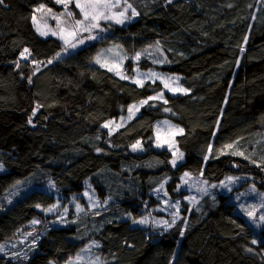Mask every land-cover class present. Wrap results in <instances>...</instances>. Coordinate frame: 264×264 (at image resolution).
I'll list each match as a JSON object with an SVG mask.
<instances>
[{
  "label": "trees",
  "instance_id": "obj_1",
  "mask_svg": "<svg viewBox=\"0 0 264 264\" xmlns=\"http://www.w3.org/2000/svg\"><path fill=\"white\" fill-rule=\"evenodd\" d=\"M128 1L138 6L136 21L95 33L76 52L34 28L41 5L61 12V3L0 5V199L22 183L52 182L63 202L81 199L90 186L107 203L50 228L43 210L57 202L52 192L36 188L1 205L0 246L33 220L42 221L44 234L31 256L0 254V264H67L91 245H99L104 264H264V228L256 230L231 195L215 189L233 177L264 192V0ZM116 46L129 76L134 64L158 69L179 78L187 93L174 95L161 82L141 87L96 63ZM25 48L28 59L21 58ZM137 54L143 58L134 62ZM160 93L167 104L148 99ZM142 100L148 103L128 124L105 129ZM162 120L184 129L175 138L184 156L176 168L171 151L156 148ZM137 142L144 151L132 149ZM185 173L218 183L214 193L169 230L134 226L160 206L162 183L170 197L184 195L177 189Z\"/></svg>",
  "mask_w": 264,
  "mask_h": 264
},
{
  "label": "rangeland",
  "instance_id": "obj_2",
  "mask_svg": "<svg viewBox=\"0 0 264 264\" xmlns=\"http://www.w3.org/2000/svg\"><path fill=\"white\" fill-rule=\"evenodd\" d=\"M127 4H131L132 8L136 10L138 15L132 16L131 15L132 9H129L128 12L126 13L128 19H126L123 24H117L114 21L101 20L100 27L104 30L100 31L99 29H95L93 30L92 35H94L97 32H107V30L115 24L121 26H127L132 22L136 21L140 16V13L137 9L138 6H136L131 1L128 0H127ZM126 6L127 5L125 3V0H120V7L114 8L112 11L118 13L122 11L123 8ZM47 9L49 8L44 7L42 10L36 12V14L34 15L36 17V22L35 23L33 22L34 28L36 30L37 28H39V31L37 30V32L40 35L41 32L47 33L46 35H42L44 37L58 38L59 40L65 43V40L61 38L60 29L63 28L65 29L66 32L70 31L74 25V20L83 18L82 15L80 14V10L75 6V0H71V2L68 4L67 9H65L64 7V9L61 12L52 10V12L49 13ZM67 12H72L73 17H69L67 15ZM54 15L60 17L59 25L57 24V20L53 18ZM54 32L57 34L53 35ZM88 35H89L88 33L79 34L76 40L70 41V43L67 45L65 44L66 49H68L70 52H76L79 49L83 48L90 41V39H87ZM95 36L96 39L100 37L98 35ZM80 39H83L84 43H79ZM71 43H76V47L73 48L71 46ZM110 49L112 51L102 50L98 56H100L102 63H106L107 65L105 66L106 69H108V66H112L113 71H115L116 74L120 73L119 76H124L125 78H131L132 82L134 79H140L143 80V84L149 81L161 82V79L148 75L150 73H156L158 74L159 77L166 79L172 88H176V87L183 88L179 82V78L166 75L161 71H159L158 69L155 70L150 69L148 71H143L139 69L137 64H134L133 75L129 76L127 74L121 49L118 47L110 48ZM117 53H119V55H117ZM25 55H27V53ZM136 57L137 55L132 57V60L134 62L140 61L143 58L142 54H139L138 59ZM102 63H97V64L102 66ZM162 84L164 85V83ZM165 90L174 95L184 94L183 92L173 93L172 91H169L167 88H165ZM144 105L145 104L141 105L140 103L135 104L136 107L133 108L131 114L128 112L126 116L121 117L117 121L107 123L109 126L105 127V129L109 130L111 133L117 131L122 126H125L126 124H128V122H130L132 119L138 116L139 112H141V109ZM164 121H168L171 125H174L169 120H162L158 125H156L157 129L159 128L160 130L159 141L157 139V132H156V148L157 150L168 149L171 151L172 154L175 152L176 155L175 156L173 155L174 158L172 159V161L175 159L176 164L173 165L172 162L171 164L172 167L176 168L184 161V156L182 158H179V154L182 152L179 150L176 141L171 148L169 144L166 142L167 139L166 129L168 128V125H165ZM117 125H119V127H117ZM176 136L174 137V140ZM158 143L160 144V146H157ZM135 151L138 152L144 151L141 143H139V146L135 149ZM0 165L2 164L0 163ZM2 166L3 167L2 169H0V172L6 171L4 165ZM187 174L188 175L183 176L182 183L178 186L177 189L178 193L180 194L184 193V195H179V198L177 199L170 197L166 189V182L162 183V185L158 187L157 191H155V195L161 201L160 206H158L155 209H149L148 214L144 216L142 219H139V220H145L146 223L143 224L134 223L133 225L134 226L139 225L142 228L149 230L153 229L154 232H160V231L163 232L165 230H169L171 226L175 225L180 219H183V217H185V214L190 215L191 213L196 212L195 209H197V206L199 205L201 200L208 195L209 196L212 195L214 193L213 187L218 185V183L217 184L210 183L204 180L202 176L194 175L192 173H187ZM244 181L247 180L242 178L235 179L233 177H230L229 179H226L224 182L216 186L215 189H218L219 191L231 195L232 200L236 201V213L242 215L256 230L261 231L264 228V221L260 220V217L264 215V192L259 190L254 184L249 185V187L247 188H244L243 184L246 183ZM36 188H41L42 190H45L47 192H52L53 194L56 195L55 187L52 182L48 183L46 187H38L37 185L34 184L22 183L21 185L16 187V189L10 191L3 198L0 199V206L12 205L16 200L20 199L22 196H24L25 194L29 193L30 191ZM80 197L82 198L80 199L77 196H74L70 200H68V202H63L62 200H60V197L56 195L57 202L53 206L43 210L45 216L51 218V220L47 223L49 224L48 228L55 226L57 227L66 226L70 222L71 216H73V219H76L81 216H86L90 212L102 210L107 204L106 202L99 200V198L97 197V195L91 189L90 186H87L86 190ZM177 202L179 206V211L176 218V223L172 224L173 214L177 213V208L174 207V205H176ZM77 206H79V208ZM49 209H51V211H49ZM80 209H82V211ZM2 210L3 209H0V211ZM249 212L253 213L251 217L248 215ZM164 221H167L168 225H165L163 223ZM41 224L42 221L40 220H38L36 224L31 223L29 229L23 232L20 238H18V240L0 246V254H4V253H6L7 255L12 254L16 256V258H20L21 260L22 259L25 260L26 258L31 256L35 249L34 247L37 243L38 238L39 237L41 238L44 234V231H41V229L39 228ZM97 249L99 250V245L98 246L91 245L87 249L80 251L77 257L69 261L67 264H104L103 262H105L106 259L102 254H99Z\"/></svg>",
  "mask_w": 264,
  "mask_h": 264
},
{
  "label": "snow or ice",
  "instance_id": "obj_3",
  "mask_svg": "<svg viewBox=\"0 0 264 264\" xmlns=\"http://www.w3.org/2000/svg\"><path fill=\"white\" fill-rule=\"evenodd\" d=\"M56 2L59 4V3H62L64 4V7L65 9H67L68 7V4L71 2V0H56ZM168 3H171L172 0H167ZM125 3H126V7L123 8L122 11L120 12H113L112 10L114 8H118L120 7V0H75V6L76 8H78L80 10V14L82 15V19H75L74 20V25L72 27V29L70 31H65V29L61 28L60 29V33H61V38L65 40V44H69L70 41H74L77 39L78 35L79 34H82V33H88L89 35L87 36V39H96V36L95 35H92V32L93 30L95 29H99L100 31H103L104 29H102L100 27V21L101 20H104V21H114L115 23L117 24H123L125 22L126 19H128L126 13L128 12L129 9H132V12H131V15L132 16H136L138 15V13L136 12L135 9L132 8V5L131 4H127V0H125ZM4 4V0H0V5ZM44 8L43 5L40 6V9H37L36 11H40ZM47 11L49 13L52 12L51 9H47ZM67 15L69 17H73V13L72 12H67ZM54 19L57 20V24L59 25L60 24V17L58 16H53ZM33 19V22L35 23L36 22V17L33 16L32 17ZM37 30L39 31V28H37ZM47 33L45 32H41V35H46ZM57 33H53V35H56ZM79 43H84V40L83 39H80L79 40ZM71 46L73 48L76 47V43H71ZM116 47H119V46H116ZM109 51H112L111 49ZM241 51H243V48L241 49ZM25 53H28V55H30L29 53V50L27 48H25L23 50V52L21 53V58L22 59H28V55H25ZM117 55H119V53H117ZM57 56H59V54H57ZM137 59L139 58V54H137ZM53 61L52 60H49L48 63L51 64ZM96 63H102L101 62V59H100V56H97L96 58ZM102 66H107L106 63H102ZM17 67H19V64H17ZM108 70L109 71H112L113 70V67L112 66H108ZM118 75L120 73H117ZM149 76H152V77H157L159 79H161V82L164 83V87L167 88L169 91H172L173 93L175 92H183V93H187V89H184V88H180V87H176V88H172L168 81L162 77H159L158 74L156 73H150L148 74ZM121 78H125L124 76H121ZM31 82V81H30ZM133 83H136L138 84L139 86L143 87V80H140V79H134L133 80ZM149 100H163V102L165 104L168 103L167 100H164V97H163V93H160L159 95L157 96H152V97H149L148 98ZM148 103V100H142L140 101V104L143 105V104H147ZM136 106L133 105L132 107H130L128 109L129 113L131 114L132 111H133V108H135ZM40 108V105H37V108L36 110L33 111L32 113V116L34 117L36 115V111H38ZM138 110V109H137ZM165 111H170L169 109L165 108L164 109ZM28 123L29 124H32V117L29 118L28 120ZM164 124L165 125H168V128L166 129V132H167V139H166V142L169 144L170 148L175 144V140H174V137L176 135H180V134H183L184 132V129L183 128H178L177 126L175 125H171L168 121H164ZM35 126V125H33ZM109 125L108 124H105L104 127H108ZM117 127H119V125H117ZM159 128L157 129V139L159 141L160 139V135H159ZM139 146V142H137L136 145H133V149L135 150L137 147ZM157 146H160V144L158 143ZM227 148H232L233 145L229 144V145H226ZM211 150V149H209ZM234 154H239V155H243V153H234ZM173 155L175 156L176 153L174 152ZM183 157V153H180L179 154V158H182ZM205 159H207V157H205ZM172 164L175 165L176 164V160L174 159L172 161ZM2 165H0V169H2ZM185 175H188L187 173H185ZM19 183V182H18ZM37 207H39V205H37ZM79 208V206H77ZM174 207L177 208V213L176 214H173V220H172V224H175L176 223V218H177V215H178V211H179V206H178V202L176 205H174ZM82 211V209H80ZM49 211H51V209H49ZM248 215L251 217L253 215L252 212H249ZM260 220L261 221H264V215H262L260 217ZM33 224H36L37 221L33 220L32 221ZM133 223H146L145 220H139V221H136L134 220ZM165 225H168V222L167 221H164L163 222ZM183 235V231L181 232V236ZM253 244L256 243L255 240L252 241ZM98 246V245H97ZM248 251H251V249H248Z\"/></svg>",
  "mask_w": 264,
  "mask_h": 264
}]
</instances>
